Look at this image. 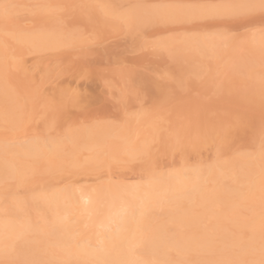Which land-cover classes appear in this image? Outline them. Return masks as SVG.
<instances>
[{
	"label": "snow or ice",
	"instance_id": "snow-or-ice-1",
	"mask_svg": "<svg viewBox=\"0 0 264 264\" xmlns=\"http://www.w3.org/2000/svg\"><path fill=\"white\" fill-rule=\"evenodd\" d=\"M239 34H243L242 39ZM109 37L125 41L131 38L150 63L163 66L165 70L157 75L161 84L188 87L189 81L177 79V67L191 65L200 69V79L210 80L213 97L223 102L222 119L208 131L169 125L167 132L172 147L192 136L201 141L211 138L223 155L231 146L232 131L252 123L253 151L264 161V0H129L128 3L0 0V81L5 97L0 123L5 132L17 125H43V131L20 140L5 137L6 152L17 145L23 146L25 155L36 163L23 170L6 168L0 175V218H3L0 264H264V184L260 197L262 229L258 247L253 249L256 258L248 259L246 252H237L243 249V241L236 240L222 227L223 206L218 202L221 197L213 180L208 178L213 165L207 166V172L203 167H183L162 173L152 159L153 152L158 150L155 139L141 140L134 133L120 137L116 147L112 141L117 137L111 134L86 147L83 145L82 138L93 139L101 128L109 127L115 132L120 126L118 117H97L85 125L61 128L59 114L66 105L79 103V98L68 91L59 97L45 93L75 67L70 58L83 59ZM229 49L233 52L231 59L217 65L216 72L209 77L213 62ZM248 49L255 50L258 57L245 55ZM34 60H40L47 71L28 82V96L21 103L9 85L10 76L24 71L25 65ZM248 81H254V90L248 87ZM256 104L260 112L258 124L253 112ZM143 116L134 113L128 119L138 123ZM137 168L138 177L121 179ZM89 171L98 173L96 180L107 178L110 187L82 184ZM181 174L183 184L169 185L163 192L146 190ZM215 185L231 192L229 211L237 212L245 188L240 176L221 170ZM85 187L95 195L94 202H86L93 206L83 212L73 210V197ZM205 188L211 191L205 192ZM162 203L169 205L167 211L178 221L198 226V236L189 239L187 247L199 243L209 256L219 255L221 259L130 262L107 259L106 243L123 232L129 220L150 217ZM197 203L198 210L193 214L190 204ZM29 206L42 210L40 220L33 225L27 215L26 226L17 240L33 234L45 237L48 258L44 260L21 259L16 242L4 234L3 222L25 212ZM237 218L232 216L229 222ZM80 223L84 224L83 231L77 227ZM86 231L92 232L95 243L85 239ZM149 231L144 228L140 236L132 239L139 244L143 234ZM81 254L88 258L72 259Z\"/></svg>",
	"mask_w": 264,
	"mask_h": 264
},
{
	"label": "rangeland",
	"instance_id": "rangeland-1",
	"mask_svg": "<svg viewBox=\"0 0 264 264\" xmlns=\"http://www.w3.org/2000/svg\"><path fill=\"white\" fill-rule=\"evenodd\" d=\"M120 1L117 3H120ZM114 2L116 3V1ZM128 2L129 0L121 1V3ZM239 35L242 39L243 34ZM229 51L232 50L229 49ZM245 55L252 57L249 49L245 52ZM227 57L226 54H222L221 59L213 62L211 70L208 72L209 77L216 72L217 65H223L231 59L230 56ZM70 63H74L75 67L61 77L62 82L52 85L45 93L47 96L59 97L62 92L68 91L77 94L79 98V103L66 105L59 114L61 128L85 125L97 117H118L117 123L122 125L123 120L125 121L134 113L149 112L151 116L153 115L152 122L159 126V133L165 135V133H168L169 125L173 128L185 130L191 126L194 130L207 131L222 119L221 104L223 102L213 97L210 80H201L200 74L194 76L192 71L190 76V71L187 72L182 69L186 66H178L177 79L185 78L186 80L188 78L189 86L181 89L161 84L157 79V75L165 70L164 67L157 63H150L131 38L125 41L122 38L109 37L88 51L83 59L77 61L74 56L70 58ZM206 66L205 69L208 68ZM192 70L200 72V69L197 71L194 67H192ZM46 71L47 69L40 60H34L25 65L24 71L11 73L10 86L15 90V93L18 91L17 96H23V99L21 97L22 103L28 96V82L39 75H43ZM44 83L47 84L48 81L45 79ZM247 85L250 89H255L250 85V82H247ZM28 104L27 108L30 110L31 102ZM162 105L163 108L161 109ZM253 112L254 121L258 124L260 116L258 104L253 108ZM135 124L137 125L136 121ZM146 125H140L139 127L137 125L135 129L140 138L146 129ZM41 131H43V125L33 123L30 126H19L13 131L5 132L3 124L0 123V135L2 137L9 136L8 138L12 139L17 138V140L23 139L25 135H32ZM57 131H60V129H57ZM252 135V123L235 128L230 137L231 146L223 155H220L211 138L206 141L189 138L178 147H172L171 144L162 143L161 140L154 138L158 150L153 152L152 159L154 165L163 173L170 169L182 168L184 165L206 164L209 160L215 159L216 156H221V159L224 160L231 157H241L242 154H249L247 156L251 158L255 156ZM116 146L118 144H114L113 147ZM139 172V168L130 170L121 179L124 180L126 177L131 176L138 177ZM97 175L98 173L89 171L85 174V178L81 183L86 186L105 184L109 187L108 179L96 180ZM250 209L252 207H247V212L244 206L243 208L240 207L241 214H239V210L238 214L241 220H246L245 218H249L251 214L261 213L260 207L258 210L255 208L256 210L252 209L255 212L252 213L251 211L250 216L247 217ZM161 214L162 211L157 209L151 219V224H154V222L165 224L166 221L164 222V220H166L167 214L164 212L163 215ZM155 217L157 218L153 220ZM237 217L239 216L237 215ZM37 220L39 218L35 217L34 221L37 222ZM170 225L169 232L171 233L174 229L179 228H176L173 224ZM181 230L180 228L178 231ZM86 233H89V231H86ZM170 249H168L170 256L177 258V252ZM190 253L191 256L196 255L194 251Z\"/></svg>",
	"mask_w": 264,
	"mask_h": 264
},
{
	"label": "bare ground",
	"instance_id": "bare-ground-1",
	"mask_svg": "<svg viewBox=\"0 0 264 264\" xmlns=\"http://www.w3.org/2000/svg\"><path fill=\"white\" fill-rule=\"evenodd\" d=\"M114 1H116L117 3L120 0H109V2H114ZM249 51L252 53L253 58L258 57L259 54L255 50L249 49ZM223 54L224 55L226 54L228 57L229 56L232 57L231 55L233 54V52L226 50ZM182 69L186 70L187 72L190 71V76L192 72H193L192 75L194 76L200 74V72H194V70H192L191 65H186V67ZM196 70L198 71V69ZM248 82H250V85L256 88L254 81H248ZM19 97L20 98L22 97L23 99V96H19ZM4 109H5V97L3 94V84L2 81H0V114L4 112ZM143 114H144L143 118L138 123L136 122L138 127L140 125L143 126L147 124L146 129L142 133L140 139L143 140L145 137H152L161 140L162 143L171 144L168 139V133H165V135L159 133L160 132L158 130L159 126H157L152 122L153 115L151 116L149 112H145ZM123 122L124 123H122V125H120L119 128L115 130V132H113V130L109 127H104L97 130L96 136L93 139L89 140L87 138H82L83 145L86 147L89 144L94 143L97 140L101 139L102 137L111 134L117 137V139L112 141V145L114 146V144H118V140L120 137H127L130 134L133 133L135 134L136 132L135 129L137 128V125L136 124H135L136 126L134 125L135 120H129L128 118H126V120L125 121L123 120ZM17 127H19V125H17L15 128ZM138 131L139 133H141L140 130ZM189 138L193 139L195 137L192 136ZM4 141H5V136L2 137V135H0V175H3L6 168L15 167L16 169L23 170L29 167L30 165H34L36 163L35 161L29 159L25 155V148L23 146L17 145L12 150L6 152L3 147ZM247 155L242 154L241 157H231L224 160L221 159V156L218 157L216 156V158L214 157L215 159L213 160L211 159L212 161L209 160V162H207L206 164L201 163L203 165L199 164L196 166H192V164L191 166L184 165L182 166V168L203 167L207 172V166L213 165L212 174L208 178L213 180L216 193L218 196L221 197V199L218 202L223 206V211L220 213L221 218L224 221L222 227L233 238H235L236 240L243 241V245H244L243 249H238L237 250L238 253L246 252L248 259H255L256 256L253 252V249L258 247L262 224L260 218L261 213L255 214L254 213L255 211H252V209L256 210L255 208H257L258 210V208L260 207L261 187L262 184H264V174H262V169H264V161H262L257 154H255V156L251 158H249ZM221 170H223L225 174L233 173L239 175L241 178V183L245 185L241 207L243 208L244 206L246 211H247V207H252L247 217L250 216L251 211L252 213H254L253 215L251 214L249 218H245L246 220L240 219L239 214H241L240 213L241 210H239V214L238 211L235 213L229 211L232 204L231 192L228 191L227 188L224 186L215 185V181L219 179ZM188 175L191 177L192 174L189 173ZM183 183H185V181L183 174H181L180 176L177 177L166 178L163 185H154L152 188L146 190L149 191L150 193L163 192L168 188L169 185L176 187ZM101 186H105V184ZM111 187L113 191L116 190L115 185H112ZM104 188H108V187L105 186ZM204 191L208 192L211 191V189L205 188ZM95 199H96L95 195L90 191V189L84 188L82 192H77L76 195L73 197V210L79 209L81 212H83L84 209L91 208L93 206L86 202L88 200H92L94 202ZM156 207L158 210L161 208L165 209L162 211L161 215H163V212L167 214L166 215L167 218L165 217L166 220H164V222L166 221V223L164 224V223L154 222V224H151V219L154 214L151 215L150 217L144 218L139 221L129 220L125 225V230L119 233L118 235H114L113 238L106 243L107 259L118 262H130L135 260L152 261L154 259L161 261L166 259L174 261L180 258L189 259L192 261H195L197 259L200 260L212 259V258L217 260L221 259L219 255L215 257L209 256L207 254L208 250L202 248L199 245V243H194L191 247H187L186 242L189 239L198 236V230H197L198 226L189 222L178 221L177 217L174 214L167 211L169 207L167 203H162L160 205H157ZM190 207H192L193 214H196L195 212L198 210L199 207L198 203L195 205L190 204ZM41 211H42L41 209H36L33 208L32 206H29L25 210V212L20 213L16 216L9 217L6 222H3L4 224H6V227L4 229V234L9 238V240L16 242V249L21 259L39 261L48 258L45 255V250L47 249L46 238L43 237L42 235L33 234L31 236H25L24 238L17 240V237L20 235V233L24 231V228L26 226L27 215H30L32 224L36 225L40 220ZM246 211L244 212L246 213ZM237 215L239 217L236 220L229 222L232 216H237ZM35 217L37 219L39 218L37 222L34 221ZM80 218L81 217H77V219ZM156 218L157 217L153 218V220ZM2 219L3 218H0V221H2ZM157 221H159V219H157ZM170 224H173L176 226V228L177 227L179 228L177 230L174 229L175 231L173 230V232L171 233L169 232V227L171 226ZM167 225L169 226L167 227ZM77 226L82 231L84 230L83 223H80ZM144 228H148L151 231L144 233L142 240L138 244V241L132 239V237L140 236ZM180 228L182 230L178 231ZM153 237H155V239ZM85 239H90L93 243H95L96 238L92 234V232L89 231V233L85 232ZM137 247L139 250L137 249ZM170 248L173 251L175 250L177 252L178 255L177 258H173L170 256L169 254L170 252H168V249ZM191 251H194L196 255L191 256L190 253ZM87 258L88 257L84 256L83 254L72 257V259L75 261H82Z\"/></svg>",
	"mask_w": 264,
	"mask_h": 264
}]
</instances>
